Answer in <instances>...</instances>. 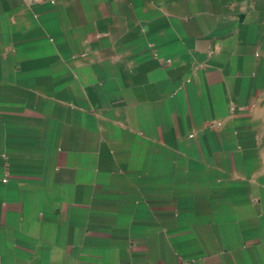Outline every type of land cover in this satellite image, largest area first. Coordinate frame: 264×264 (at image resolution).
<instances>
[{
	"label": "crops",
	"instance_id": "1",
	"mask_svg": "<svg viewBox=\"0 0 264 264\" xmlns=\"http://www.w3.org/2000/svg\"><path fill=\"white\" fill-rule=\"evenodd\" d=\"M0 264H264V0H0Z\"/></svg>",
	"mask_w": 264,
	"mask_h": 264
}]
</instances>
